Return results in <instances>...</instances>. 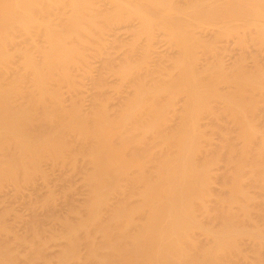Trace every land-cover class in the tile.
<instances>
[{
  "label": "bare ground",
  "instance_id": "obj_1",
  "mask_svg": "<svg viewBox=\"0 0 264 264\" xmlns=\"http://www.w3.org/2000/svg\"><path fill=\"white\" fill-rule=\"evenodd\" d=\"M0 264H264V0H0Z\"/></svg>",
  "mask_w": 264,
  "mask_h": 264
}]
</instances>
